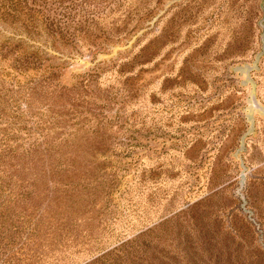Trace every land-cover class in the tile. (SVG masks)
<instances>
[{"label": "rangeland", "instance_id": "rangeland-1", "mask_svg": "<svg viewBox=\"0 0 264 264\" xmlns=\"http://www.w3.org/2000/svg\"><path fill=\"white\" fill-rule=\"evenodd\" d=\"M0 264H264V0H0Z\"/></svg>", "mask_w": 264, "mask_h": 264}]
</instances>
